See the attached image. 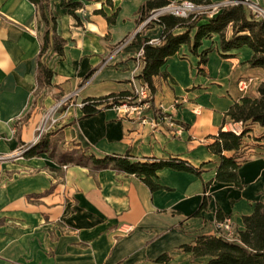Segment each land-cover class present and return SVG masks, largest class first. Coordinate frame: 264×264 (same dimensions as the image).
Here are the masks:
<instances>
[{
	"label": "crops",
	"instance_id": "crops-1",
	"mask_svg": "<svg viewBox=\"0 0 264 264\" xmlns=\"http://www.w3.org/2000/svg\"><path fill=\"white\" fill-rule=\"evenodd\" d=\"M64 1L46 7L65 44L63 55L51 42L42 56L54 76L50 86H40L45 23L29 0H0V264H207L208 257L196 258L184 247L218 234V210L240 232L243 218L264 202V127L224 126L234 103L258 96L264 70L251 67L248 47L223 54L214 35L198 50L210 51L206 66L187 45L168 60L162 72L169 77L155 79L153 108H110L82 118L77 105L84 99L145 87L138 79L143 46L132 43L108 58L138 30L140 10L150 0H72L81 3L76 16L62 8ZM250 1L264 6V0ZM162 33L154 24L141 37L155 40ZM241 81L248 85L244 91ZM75 91L78 97L54 115L59 123L48 133L54 148H82L98 159L128 153L134 161L179 158L201 168V176L164 169L156 180L162 189L152 192L142 179L113 169L59 165L48 154L14 159L45 115ZM222 128L247 130L242 188L216 181L221 158L208 145ZM162 256L168 259L158 261Z\"/></svg>",
	"mask_w": 264,
	"mask_h": 264
},
{
	"label": "trees",
	"instance_id": "trees-1",
	"mask_svg": "<svg viewBox=\"0 0 264 264\" xmlns=\"http://www.w3.org/2000/svg\"><path fill=\"white\" fill-rule=\"evenodd\" d=\"M38 9L42 21L45 23L46 31L43 37L39 61H38V83L40 86H50L54 72L41 61L42 56L49 49L51 42L56 53L63 55L65 40L57 34V20L54 16L50 18L46 14V7H49L51 0H29ZM112 0H108L111 3ZM176 0H150L147 1L140 10V23L146 20L150 14L161 9ZM198 5H210L211 0H192ZM237 4H230L223 7L216 15L209 17L206 14L191 15L188 18H179L174 15H164L159 17L155 24L163 28L160 43L155 45L150 43V39L142 38L141 33L137 34L133 44L143 46L142 59L145 66L138 76L149 87L153 99L157 92L155 79L163 77L167 79L169 74L162 72V68L169 59L174 57L180 49L187 45L190 51L199 56L200 66L208 63L209 50L198 54L203 41L214 35L220 37V48L223 54L248 47L253 51V56L249 61L251 67L262 68L264 70V22L258 20L246 7V0H235ZM81 7V3L72 0L64 1L62 8L68 14L76 16L75 12ZM201 21H206L200 24ZM154 24L149 25L151 28ZM231 29V36L228 31ZM180 31V32H178ZM195 31V33H194ZM192 33L194 35L192 36ZM203 73L204 70H199ZM136 99L134 93L121 92L110 94L101 98L84 99L82 108V118H91L100 113L103 109H110L122 106L124 103L132 104ZM158 113V111H156ZM229 121L232 124H257L264 127V82L258 88V96L254 98L245 97L240 102H236L226 113L224 126ZM247 130L241 134L232 131H224L223 128L214 137L213 143L208 145V149L214 155L221 158V163L217 169L216 181L222 184H233L236 188H242L239 178V168L244 162L241 154L243 138ZM264 139V137H263ZM79 151H64L56 158V148L51 144L50 135H45L41 141L24 153V157L32 158L41 154H48L59 165H76L90 168L93 171L113 169L126 175L135 176L142 179L144 184L152 192H156L162 187L156 182L158 172L164 169H173L180 172H188L196 176H201V168L194 167L191 163L179 158L157 159L147 158L134 161L130 154L124 156H107L102 159L94 155H88L87 150L82 148ZM230 153L231 155H227ZM209 185V184H208ZM204 201L200 211L206 208ZM218 222L226 218L221 216V211H217ZM245 228L238 233L236 241H228L225 238L215 236H198L195 246H185V250L192 252L194 257H208L207 264H264V202L255 205L254 212L250 216L243 218ZM168 259L162 256L158 261L163 262Z\"/></svg>",
	"mask_w": 264,
	"mask_h": 264
},
{
	"label": "built area",
	"instance_id": "built-area-1",
	"mask_svg": "<svg viewBox=\"0 0 264 264\" xmlns=\"http://www.w3.org/2000/svg\"><path fill=\"white\" fill-rule=\"evenodd\" d=\"M238 1L235 0H229L225 3H211L210 5H198L192 0H184V1H174L173 3L153 11L150 16L144 20L143 22L140 23L138 30L124 39L122 42H120L111 52L108 60L113 58L114 56L118 55L121 53L127 46L131 45L133 41L135 40L137 34L142 33L145 29L149 27L151 24H155L159 17L164 16V15H174L179 18H188L191 15H201V14H206L209 17H213L216 15L223 7L228 6L230 4H237ZM247 4V3H246ZM249 7L252 9V11L255 13L260 12L262 15H264V10L257 5H251L249 4ZM259 13V14H260ZM254 15V14H253ZM255 16V15H254ZM256 17V16H255ZM261 21V20H260ZM264 22V21H263ZM151 44H159L160 39H155L150 41ZM143 55V54H142ZM239 88L241 91H244L248 88V85L245 81H241L239 83ZM79 91H75L74 93L64 96L50 111L45 115V117L42 119L40 125L38 126L36 130V135L31 142L30 145L26 147V149L22 150L20 153H18L19 156L24 155V153L29 150L31 147L35 146L38 144L41 139L47 135L49 132L53 131L56 129L59 120L54 117L55 114L59 113L62 111L65 107L69 106L72 102V100L75 97H78ZM136 99L132 101V104L129 105L127 108L128 110L136 111L142 108L150 109L151 108V100H152V95L149 87L147 84H145L144 88H141L139 90H136L134 92ZM85 103L82 101L80 104L77 106L82 109L84 107ZM127 107V103H124L122 106L116 107V108H124ZM161 108L163 106L161 105ZM232 132L235 134H241L242 132L237 129L233 128ZM17 155V156H18ZM66 168V167H64ZM218 228V234L219 236L225 238L228 241H236L238 238V229L237 227L234 226L233 222L230 219H225L222 222H218L217 224ZM132 229H128L125 231V233L131 232Z\"/></svg>",
	"mask_w": 264,
	"mask_h": 264
},
{
	"label": "rangeland",
	"instance_id": "rangeland-1",
	"mask_svg": "<svg viewBox=\"0 0 264 264\" xmlns=\"http://www.w3.org/2000/svg\"><path fill=\"white\" fill-rule=\"evenodd\" d=\"M180 1H184V0H180ZM179 1V2H180ZM229 1V0H228ZM247 3V4H246ZM248 3L249 4H251V5H257L258 7H260V8H262L263 10H264V6H262V5H259V4H256V3H253V2H251L250 0H246V2H245V5H246V7L248 8V10L252 13V14H254L255 16H256V18L258 19V20H261V21H264V15H262L260 12H258V13H254L253 11H252V9L249 7V5H248ZM260 13V14H259ZM117 46V45H116ZM115 46V47H116ZM114 47V48H115ZM113 51V50H112ZM129 105H131L130 103H127V107H124V109H126L127 110V108L129 107ZM56 158H58L59 157V155L61 154V153H63L62 151H59L57 148H56ZM73 151L75 152V151H79L80 152V150L79 149H77V148H75V149H73ZM19 158V155L17 156V157H14V159H18Z\"/></svg>",
	"mask_w": 264,
	"mask_h": 264
}]
</instances>
